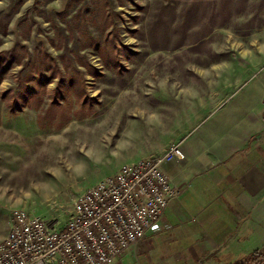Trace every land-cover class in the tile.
I'll return each mask as SVG.
<instances>
[{
	"label": "rangeland",
	"instance_id": "rangeland-1",
	"mask_svg": "<svg viewBox=\"0 0 264 264\" xmlns=\"http://www.w3.org/2000/svg\"><path fill=\"white\" fill-rule=\"evenodd\" d=\"M263 74L264 0H0V241L16 207L63 226L154 156L184 93L224 106Z\"/></svg>",
	"mask_w": 264,
	"mask_h": 264
},
{
	"label": "crops",
	"instance_id": "crops-1",
	"mask_svg": "<svg viewBox=\"0 0 264 264\" xmlns=\"http://www.w3.org/2000/svg\"><path fill=\"white\" fill-rule=\"evenodd\" d=\"M180 97L183 112L167 118L168 138L153 150L180 144L185 156L163 163L180 193L165 210L163 230L111 264H233L264 245V74L224 106L216 97L214 107L201 109L189 93Z\"/></svg>",
	"mask_w": 264,
	"mask_h": 264
},
{
	"label": "built area",
	"instance_id": "built-area-1",
	"mask_svg": "<svg viewBox=\"0 0 264 264\" xmlns=\"http://www.w3.org/2000/svg\"><path fill=\"white\" fill-rule=\"evenodd\" d=\"M184 156L173 143L163 153L123 164L77 197L63 226L16 207L0 241V264H111L149 232L163 230L165 210L180 193L163 163Z\"/></svg>",
	"mask_w": 264,
	"mask_h": 264
},
{
	"label": "trees",
	"instance_id": "trees-1",
	"mask_svg": "<svg viewBox=\"0 0 264 264\" xmlns=\"http://www.w3.org/2000/svg\"><path fill=\"white\" fill-rule=\"evenodd\" d=\"M49 56L51 57V54L49 53ZM42 70V69H41ZM42 75H46V73L42 70L41 71ZM56 77V75H51L48 77V80L50 82L53 81V79ZM0 83H1V78H0ZM27 84V83H26ZM26 86V85H25ZM29 87V85H27ZM26 86V88H27ZM32 91H33V96L34 98H38L39 100H41V96L37 94H40V91L38 88H35L34 86L31 87ZM22 95H26V92H22ZM28 98V97H26ZM19 102L17 101V104ZM20 107H22L21 105H19ZM233 264H264V245L260 248H257L256 250H254V252L245 260L241 261V262H237V263H233Z\"/></svg>",
	"mask_w": 264,
	"mask_h": 264
}]
</instances>
